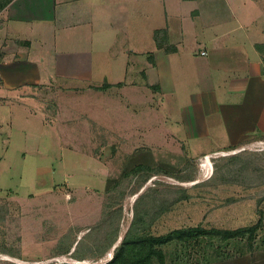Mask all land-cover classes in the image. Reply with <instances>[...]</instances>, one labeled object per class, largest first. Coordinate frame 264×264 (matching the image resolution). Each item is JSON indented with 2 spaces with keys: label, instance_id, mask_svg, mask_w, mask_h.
<instances>
[{
  "label": "rangeland",
  "instance_id": "obj_1",
  "mask_svg": "<svg viewBox=\"0 0 264 264\" xmlns=\"http://www.w3.org/2000/svg\"><path fill=\"white\" fill-rule=\"evenodd\" d=\"M260 1L94 0L90 20L96 32L89 31L88 42L98 62L95 70L107 81L124 72L134 84L117 88L106 87L104 79L95 80L97 86L59 79L35 90V102L23 100L31 108L0 105V264H104L137 214L146 211L147 231L154 235L259 224L254 248L247 237L170 243L169 264H179L182 254L195 257L193 264H207L204 258L222 254L264 253L262 142L191 157L202 149L183 140L178 92L162 102L147 86L157 83L147 60V54L161 53L155 29L169 25L172 40L195 52L205 37L238 28L237 17L251 36L260 33ZM72 5L92 6L89 0H71L60 8ZM57 26L62 28L58 21ZM58 39L50 48L78 50L79 45L64 43L67 36ZM37 42L41 48L30 49L35 54L42 51V41ZM27 49L21 47L25 54ZM173 136L179 142L170 141ZM208 156L211 171L204 164Z\"/></svg>",
  "mask_w": 264,
  "mask_h": 264
},
{
  "label": "crops",
  "instance_id": "obj_2",
  "mask_svg": "<svg viewBox=\"0 0 264 264\" xmlns=\"http://www.w3.org/2000/svg\"><path fill=\"white\" fill-rule=\"evenodd\" d=\"M89 1L92 4L89 9L81 5H72L70 9L60 6L71 0H10L0 12V26L6 29L0 36V105L31 108L23 100L35 102V90L45 89L59 79L92 86L102 84L99 81L104 79V84L117 88L134 84L126 80L124 72L117 79L107 81L106 75L95 70L98 62L88 41L89 31L96 32L90 20L96 4L94 0ZM256 1L258 5L263 2ZM65 16L74 19L67 22ZM57 21L62 28H58ZM236 21L238 28L205 37L201 42L204 47L195 52L172 40L169 25L154 30L153 37L161 53L156 58L147 54L148 62L157 71V83L147 86L156 91L154 96L162 102L169 94L178 92L180 117L177 122L182 127L183 140L203 151L191 157L234 149L253 141L264 142V29L251 36L244 21L239 17ZM157 34L164 37L160 44L155 38ZM61 36L68 37L66 45H79L78 50L50 48V42H57ZM39 40L42 51L35 54L30 49L33 44L41 48ZM23 46L28 48L27 54L21 50ZM129 66L127 62L125 74ZM137 86L143 90L145 84ZM170 141L179 142L174 136ZM254 242L249 246L254 248ZM178 257L179 264L196 262L192 255ZM204 260L207 264H264V253L233 257L222 254Z\"/></svg>",
  "mask_w": 264,
  "mask_h": 264
},
{
  "label": "trees",
  "instance_id": "obj_3",
  "mask_svg": "<svg viewBox=\"0 0 264 264\" xmlns=\"http://www.w3.org/2000/svg\"><path fill=\"white\" fill-rule=\"evenodd\" d=\"M10 0H0V12L7 7ZM162 32V31H159ZM156 40L160 44L161 34H157ZM111 85H106V87ZM141 169L140 166L137 170ZM128 174V173H127ZM147 214V215H146ZM145 214H137L131 228L123 237L121 243L116 247L113 258L104 264H169L166 247L170 243H184L188 245H202L204 241H226L247 237L249 243H253L254 235L259 224L251 227H241L237 229H205L202 227H190L185 229H174L166 234L154 235L147 231ZM152 218V217H150ZM118 237L109 246L111 249L117 242ZM76 253V251H75ZM75 253H73L75 255Z\"/></svg>",
  "mask_w": 264,
  "mask_h": 264
},
{
  "label": "bare ground",
  "instance_id": "obj_4",
  "mask_svg": "<svg viewBox=\"0 0 264 264\" xmlns=\"http://www.w3.org/2000/svg\"><path fill=\"white\" fill-rule=\"evenodd\" d=\"M206 163H204L205 164V166L207 167V168H209V170L211 171V160H210V156H208L207 157V160H204Z\"/></svg>",
  "mask_w": 264,
  "mask_h": 264
},
{
  "label": "built area",
  "instance_id": "obj_5",
  "mask_svg": "<svg viewBox=\"0 0 264 264\" xmlns=\"http://www.w3.org/2000/svg\"><path fill=\"white\" fill-rule=\"evenodd\" d=\"M261 144H263V145H264V142H262Z\"/></svg>",
  "mask_w": 264,
  "mask_h": 264
}]
</instances>
